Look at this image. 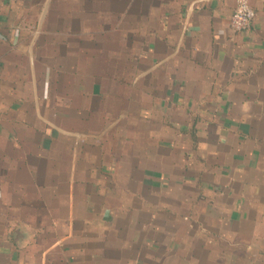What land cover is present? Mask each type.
Listing matches in <instances>:
<instances>
[{
    "label": "crops",
    "instance_id": "obj_1",
    "mask_svg": "<svg viewBox=\"0 0 264 264\" xmlns=\"http://www.w3.org/2000/svg\"><path fill=\"white\" fill-rule=\"evenodd\" d=\"M250 3L0 0V264H264Z\"/></svg>",
    "mask_w": 264,
    "mask_h": 264
},
{
    "label": "built area",
    "instance_id": "obj_2",
    "mask_svg": "<svg viewBox=\"0 0 264 264\" xmlns=\"http://www.w3.org/2000/svg\"><path fill=\"white\" fill-rule=\"evenodd\" d=\"M256 12L254 11L250 0H237L236 9L231 19V27L237 32H244L251 29Z\"/></svg>",
    "mask_w": 264,
    "mask_h": 264
},
{
    "label": "rangeland",
    "instance_id": "obj_3",
    "mask_svg": "<svg viewBox=\"0 0 264 264\" xmlns=\"http://www.w3.org/2000/svg\"><path fill=\"white\" fill-rule=\"evenodd\" d=\"M168 182V181H167ZM168 183H171V182H168ZM163 225V224H162Z\"/></svg>",
    "mask_w": 264,
    "mask_h": 264
}]
</instances>
